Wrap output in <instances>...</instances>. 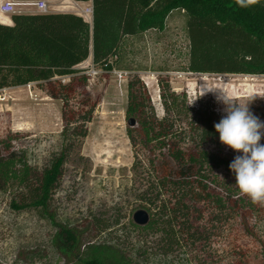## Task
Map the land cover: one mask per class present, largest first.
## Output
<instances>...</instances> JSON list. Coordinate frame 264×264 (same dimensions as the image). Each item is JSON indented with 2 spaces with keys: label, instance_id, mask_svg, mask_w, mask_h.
<instances>
[{
  "label": "rangeland",
  "instance_id": "1",
  "mask_svg": "<svg viewBox=\"0 0 264 264\" xmlns=\"http://www.w3.org/2000/svg\"><path fill=\"white\" fill-rule=\"evenodd\" d=\"M44 1L48 13L69 8L66 0ZM16 8L24 11L18 9L13 14L41 13L34 7ZM187 21L183 10H175L165 30L125 37L118 55L110 59L112 69L94 65L92 56L77 67L88 76L85 90L96 104L91 120L82 125L87 127V135L76 139L68 152L48 213L12 205L14 198L20 202L27 188L15 184L0 190V264H67L58 246L64 241L60 234L64 229L76 234L83 250L89 244L108 254L119 249L137 264H264V206L259 204H255L251 219L258 238L245 233L239 219H221L223 215L205 201L198 203L188 220L197 238H190V233L168 240L163 233L145 231L133 221L135 211H148L143 197L148 165L142 151L136 156L128 135L126 111L132 80L139 81L135 83L150 98L159 117L164 114L162 88L168 85L171 91L186 93L190 106L213 107L221 117L226 113L217 97L223 92L240 103L248 102L250 111L264 121V75L188 69ZM60 80L67 84L70 77ZM31 84L0 90V140L13 138V150L42 173L62 149L65 104L49 96L38 83ZM70 96L68 108L78 111L79 91ZM260 143L264 144V138ZM0 148L7 155L4 147ZM225 175L235 176L229 171ZM183 224L177 220L175 229Z\"/></svg>",
  "mask_w": 264,
  "mask_h": 264
},
{
  "label": "trees",
  "instance_id": "2",
  "mask_svg": "<svg viewBox=\"0 0 264 264\" xmlns=\"http://www.w3.org/2000/svg\"><path fill=\"white\" fill-rule=\"evenodd\" d=\"M92 8V24L68 12L16 13L13 25L0 23V90L38 83L65 104L63 146L42 173L13 150V138L0 140L7 151L3 155L0 148V190L15 184L27 188L20 202L12 200L17 209L49 212L68 152L76 139L87 135L82 125L91 120L96 107L85 90L88 76L77 67L92 56L94 65L112 69L110 59L118 55L125 37L163 31L170 14L183 10L188 16L191 72L264 75V0L245 8L236 0H92ZM62 77L70 81L64 84ZM135 82L129 84L126 113L137 126L129 127L128 135L136 156L142 151L147 159L143 197L148 211L153 210L149 225L142 229L161 232L168 240L190 233V238H197L188 220L205 201L223 215L221 219H239L245 233L258 238L251 223L255 204L240 194L235 176L225 175L242 153L220 142L214 125L222 117L215 108L190 106L186 93L171 91L167 85L162 88L164 114L159 117ZM78 91L79 110L73 111L68 108L70 94ZM179 219L184 224L176 230ZM60 234L64 241L59 251L67 264H137L119 249L108 254L89 244L83 250L75 233L64 229Z\"/></svg>",
  "mask_w": 264,
  "mask_h": 264
},
{
  "label": "clouds",
  "instance_id": "3",
  "mask_svg": "<svg viewBox=\"0 0 264 264\" xmlns=\"http://www.w3.org/2000/svg\"><path fill=\"white\" fill-rule=\"evenodd\" d=\"M257 0H236L241 8L256 3ZM208 90H211L207 88ZM224 104L226 115L214 125L220 142L237 153L229 164L235 175V184L240 194L250 198L253 204L264 206V121L249 109L248 102L240 103L222 92L217 97Z\"/></svg>",
  "mask_w": 264,
  "mask_h": 264
},
{
  "label": "crops",
  "instance_id": "4",
  "mask_svg": "<svg viewBox=\"0 0 264 264\" xmlns=\"http://www.w3.org/2000/svg\"><path fill=\"white\" fill-rule=\"evenodd\" d=\"M6 1L17 2V0H0V7ZM66 2L69 3V8H66L67 10H63V12L78 14V15L82 16L86 21H88V22L91 21L92 22L91 19H88L87 16H85L82 13V11L84 9L92 6V0H89V1L66 0ZM23 7H27V6H23ZM60 7H65V6H60ZM73 7H76L77 9H75ZM79 8H81L82 10H80ZM18 9H20V8H16L15 10L18 11ZM20 10H22V9H20ZM22 11H24V10H22ZM16 13H22V12H16ZM35 13H37V12H28V13L26 12V14H35ZM12 15H13V13L12 14H4L0 10V23L1 24H5V25H13ZM32 85H35V84L32 83L31 86ZM14 88H17V87H14ZM18 88H22V86L18 87ZM6 89H8V88H6Z\"/></svg>",
  "mask_w": 264,
  "mask_h": 264
},
{
  "label": "built area",
  "instance_id": "5",
  "mask_svg": "<svg viewBox=\"0 0 264 264\" xmlns=\"http://www.w3.org/2000/svg\"><path fill=\"white\" fill-rule=\"evenodd\" d=\"M17 6L34 7L41 13H48V5L44 0H36L33 2H25V3L6 1L1 5L0 10L4 14H12L15 13V8ZM84 11L86 13V16H91L90 19L92 20V14H93L92 6L86 8ZM122 76L123 75L121 74V77Z\"/></svg>",
  "mask_w": 264,
  "mask_h": 264
},
{
  "label": "water",
  "instance_id": "6",
  "mask_svg": "<svg viewBox=\"0 0 264 264\" xmlns=\"http://www.w3.org/2000/svg\"><path fill=\"white\" fill-rule=\"evenodd\" d=\"M128 125L130 128L137 125V120L135 118L128 119ZM133 221L139 227H145L149 225L151 221V215L146 209H139L133 214Z\"/></svg>",
  "mask_w": 264,
  "mask_h": 264
},
{
  "label": "bare ground",
  "instance_id": "7",
  "mask_svg": "<svg viewBox=\"0 0 264 264\" xmlns=\"http://www.w3.org/2000/svg\"><path fill=\"white\" fill-rule=\"evenodd\" d=\"M88 18L90 19V16H88Z\"/></svg>",
  "mask_w": 264,
  "mask_h": 264
}]
</instances>
